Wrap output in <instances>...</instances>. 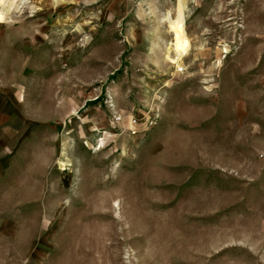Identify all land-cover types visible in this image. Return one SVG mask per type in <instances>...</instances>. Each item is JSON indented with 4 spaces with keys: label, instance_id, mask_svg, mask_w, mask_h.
I'll return each instance as SVG.
<instances>
[{
    "label": "rangeland",
    "instance_id": "374dc122",
    "mask_svg": "<svg viewBox=\"0 0 264 264\" xmlns=\"http://www.w3.org/2000/svg\"><path fill=\"white\" fill-rule=\"evenodd\" d=\"M0 264H264V0H0Z\"/></svg>",
    "mask_w": 264,
    "mask_h": 264
},
{
    "label": "bare ground",
    "instance_id": "6f19581e",
    "mask_svg": "<svg viewBox=\"0 0 264 264\" xmlns=\"http://www.w3.org/2000/svg\"><path fill=\"white\" fill-rule=\"evenodd\" d=\"M171 32L174 35V43L177 49L176 59L171 60L172 63L177 64L180 57L187 52L189 48L188 38L185 34V30L183 28V18L181 15V11L179 12V17L171 22Z\"/></svg>",
    "mask_w": 264,
    "mask_h": 264
},
{
    "label": "built area",
    "instance_id": "2783aa9c",
    "mask_svg": "<svg viewBox=\"0 0 264 264\" xmlns=\"http://www.w3.org/2000/svg\"><path fill=\"white\" fill-rule=\"evenodd\" d=\"M126 118H128V117H126ZM125 119V118H124ZM114 121L117 123V124H120V123H122L123 122V118L121 117V116H116V117H114ZM129 123H130V125L132 126V127H134L135 125H136V120L133 118V117H131L130 118V120H129Z\"/></svg>",
    "mask_w": 264,
    "mask_h": 264
}]
</instances>
